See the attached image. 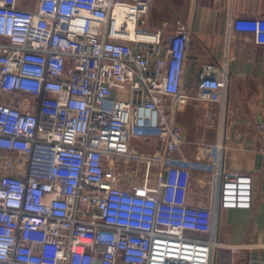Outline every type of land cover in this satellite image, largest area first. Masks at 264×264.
I'll use <instances>...</instances> for the list:
<instances>
[{
  "label": "built area",
  "instance_id": "2783aa9c",
  "mask_svg": "<svg viewBox=\"0 0 264 264\" xmlns=\"http://www.w3.org/2000/svg\"><path fill=\"white\" fill-rule=\"evenodd\" d=\"M150 7L0 0V264H239L249 250L217 229L220 210L250 208L251 176L175 158L191 15L164 36ZM232 32L264 46V16L230 18ZM225 78L205 63L197 97L218 101ZM256 134L264 158V118ZM193 169L211 174L202 205L187 202Z\"/></svg>",
  "mask_w": 264,
  "mask_h": 264
},
{
  "label": "crops",
  "instance_id": "0c3cea01",
  "mask_svg": "<svg viewBox=\"0 0 264 264\" xmlns=\"http://www.w3.org/2000/svg\"><path fill=\"white\" fill-rule=\"evenodd\" d=\"M186 6L191 13L192 29L182 89L188 98L173 114L181 126L175 158L182 155L197 164H217L223 170L251 176L250 208L220 210L217 234L225 243L248 245L249 250L238 254L239 264L249 255L264 260V158L257 151L256 134V123L264 118V46L255 44L250 33L232 32L229 40L226 36L230 18L264 16V0H187ZM172 12L170 5L159 3L156 9L152 5L145 15L146 27L162 30L164 36L170 34L173 21L178 18ZM210 62L224 64L226 71L218 101L197 97L201 68ZM165 104L169 111L170 100ZM191 173L195 183L211 176L200 169ZM195 191L190 186L187 202L204 204L205 198Z\"/></svg>",
  "mask_w": 264,
  "mask_h": 264
},
{
  "label": "rangeland",
  "instance_id": "374dc122",
  "mask_svg": "<svg viewBox=\"0 0 264 264\" xmlns=\"http://www.w3.org/2000/svg\"><path fill=\"white\" fill-rule=\"evenodd\" d=\"M186 1L187 0H151L150 9L152 8V5H153L154 9H156V7L158 6L159 3L170 5L171 8H173V10H174V12H172L173 15L178 17V18H180V19H182L181 17H183V16L191 15V13H189V10H187ZM188 9H189V7H188ZM121 93H122V97L123 98H127V93H128L127 88L125 90H123ZM147 151L151 152L152 150L151 149H147ZM194 177H195V175H194ZM207 178H209V177H207ZM207 178H204V179H207ZM204 179L201 180V182H199V183H195L196 182L195 178H194V180L192 179V185L191 186H192V188H194L196 190L195 192H197V189H196L195 185H198V184L199 185L200 184L203 185L204 184L203 183ZM202 191L204 193H208L209 189H208V187H205V188L202 189ZM197 194H198V192H197Z\"/></svg>",
  "mask_w": 264,
  "mask_h": 264
},
{
  "label": "bare ground",
  "instance_id": "6f19581e",
  "mask_svg": "<svg viewBox=\"0 0 264 264\" xmlns=\"http://www.w3.org/2000/svg\"><path fill=\"white\" fill-rule=\"evenodd\" d=\"M217 165V164H216Z\"/></svg>",
  "mask_w": 264,
  "mask_h": 264
}]
</instances>
